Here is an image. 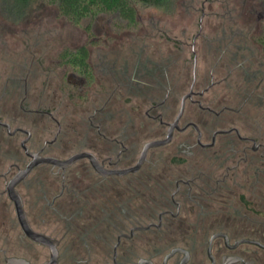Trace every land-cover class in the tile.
Wrapping results in <instances>:
<instances>
[{"label":"flooded vegetation","instance_id":"af4514ba","mask_svg":"<svg viewBox=\"0 0 264 264\" xmlns=\"http://www.w3.org/2000/svg\"><path fill=\"white\" fill-rule=\"evenodd\" d=\"M238 28L224 26L221 38L208 37L199 43L202 37L207 38L200 27L192 43L181 42L160 50L154 59L149 57L147 47L136 46L129 49L127 57L119 54L118 58L104 59L99 74L88 47L92 80L58 59L64 66L62 82L71 70L67 81L73 90L68 93L61 90L62 83L60 90L55 89L56 71L42 68L40 60L30 58L25 49L12 57V65H8L12 76L0 93V121L9 124H0V152L12 160L7 172L0 173L5 188L28 163L23 165L24 155L31 159L24 140L30 151L44 156L67 159L88 151L96 155L105 170L133 166L147 142L167 137L183 97L190 94L170 142L150 148L136 172L101 175L88 158L65 172L51 164L32 171L49 166L51 177L59 178L58 191L49 196L41 189L37 197L43 206L56 210L57 202L71 190L72 173L82 180L88 173L96 175L104 190L128 182L151 165L159 164L163 169L158 173L172 204L152 217L128 213L112 231L105 252L61 250L63 235L59 238V264L63 259L66 264H92L94 256L105 257L101 264H264V247L245 241L236 245L249 238L264 244V231L249 236L239 228L215 225L204 206L211 205L217 193H247V184L255 183L264 170V58L259 57L261 45L249 42L248 31ZM32 50L36 55L37 49ZM24 83L33 84L31 105H26L31 96L24 90ZM71 94L84 109L74 112L71 122L65 118L67 123L63 125L56 113L64 115L68 111L73 104L69 101ZM88 95L96 97L94 103H84ZM46 121L55 122L57 130L53 138L42 140L39 137L47 130V125L42 127ZM37 179L38 187L44 184ZM0 195H7L5 189ZM96 212L87 210L86 215L94 217ZM27 214L32 227L41 231ZM22 236L31 240L23 231ZM75 256H79L76 261Z\"/></svg>","mask_w":264,"mask_h":264},{"label":"rangeland","instance_id":"374dc122","mask_svg":"<svg viewBox=\"0 0 264 264\" xmlns=\"http://www.w3.org/2000/svg\"><path fill=\"white\" fill-rule=\"evenodd\" d=\"M136 7L137 22L129 26L110 12L101 13L93 20L84 19L80 24H75L62 16L57 6L46 0L35 2L31 10L25 13L24 18L11 16L17 22L16 24L15 22L7 23L0 11V93L9 82L8 78L12 76L9 69L12 65V57L17 53L20 54L24 49L25 54L29 53L30 58L40 60L42 68L47 71L48 68L54 69L56 71L55 89L60 90L59 85L62 83L61 90L68 93L73 90V85L67 81L71 70L65 73L62 82L60 75L63 73L64 66L58 63L59 53L66 47L75 48L87 44L91 52V62L96 73L99 74L101 73L99 64L104 59L118 58L119 54L127 57L129 49H134L136 46L147 47L149 57L154 59L160 50L171 49L181 42L192 43L194 36L200 30L201 23L203 35L207 38L202 37L199 43L207 41L208 37L212 40L216 36L221 38L223 35L221 28L224 26L236 29L238 28L236 26H239L238 30L248 31L249 36L257 35L261 31V22L264 19V0H173L162 7L146 6L141 3H137ZM88 23L92 26L91 34L85 28ZM32 49H37L36 55L31 54ZM187 56L193 57L191 53ZM24 75H26L25 71ZM24 85L26 90V83ZM27 90L31 97L26 100V105H31L34 101L32 100L33 84L28 83ZM71 95L69 101L73 104L69 106L68 111H65L64 115L60 112L56 113L63 125L67 123L65 118H69L71 122L75 118H73L74 112L79 113L84 109L81 108L80 102L73 98V94ZM88 97L84 99V103L95 102L96 97L90 98L89 95ZM126 102L129 105L132 103L129 99ZM89 106H86L87 109ZM2 115L0 114V118ZM43 123L42 127L47 125V130L43 131L39 138L42 140L53 138L57 124L47 121ZM30 125L33 126V124ZM30 125L27 124L29 127ZM28 161L29 158L24 155L23 165ZM11 164L12 160L7 159L0 152V173L7 172ZM36 178L40 179V182H47L45 174L35 170L29 179L19 186L30 220L35 228L63 239V226L49 218L42 210L44 206L37 198L40 190L39 184L35 181ZM4 189L5 179L0 178V192ZM5 256L26 257L33 264H42L49 259L50 252L49 248L35 244L22 236L13 202L7 195H0V264H5ZM104 260L105 257L94 256L91 258V263L101 264ZM61 264H66V260L63 259Z\"/></svg>","mask_w":264,"mask_h":264},{"label":"trees","instance_id":"16d2710c","mask_svg":"<svg viewBox=\"0 0 264 264\" xmlns=\"http://www.w3.org/2000/svg\"><path fill=\"white\" fill-rule=\"evenodd\" d=\"M37 1L40 0H0L2 18L7 23L15 22L16 24L17 22L11 16L24 18L25 13L29 12ZM46 1L57 6L60 14L75 24H80L84 19L93 20L101 13L110 12L129 26L137 22V3L162 7L173 0ZM85 28L91 34V23L85 25ZM248 41L261 45L259 57L264 58V19L261 22V31L257 35H248ZM88 59L87 44L75 48L66 47L59 53L61 64L92 80ZM36 170L44 173L47 179L39 190L42 189L43 192L48 193L47 195L52 196L58 191L56 188L58 183L56 178L51 177L50 167L42 166ZM162 170L159 164L151 165L144 168L142 174L132 176L128 182L112 184V186H106L104 190L96 175L88 173L82 180L72 173L71 190L57 202V209L50 208L48 205H44L42 209L49 218L63 226L65 236L62 243L63 250L88 252L90 249L92 253L101 250L105 252L111 243L112 231L120 225V220L127 217L128 213H137L138 217H152L165 205L172 204L161 182L159 173ZM246 187L247 196L238 193H217L215 201H212L211 205L204 206L209 217L215 221V225L230 226L232 230L239 228L241 233L249 236L260 235L264 231V170L255 183L247 184ZM87 210L97 211V216L86 215ZM77 259L79 256L74 257L75 261Z\"/></svg>","mask_w":264,"mask_h":264},{"label":"water","instance_id":"95a60500","mask_svg":"<svg viewBox=\"0 0 264 264\" xmlns=\"http://www.w3.org/2000/svg\"><path fill=\"white\" fill-rule=\"evenodd\" d=\"M206 2V1H204ZM204 2H203V9H204ZM204 15V13H203ZM202 27V23H201ZM26 89H27V83H26ZM190 96V94L185 95L182 99V105L180 108V112L175 120L174 123L170 125V130L165 139H156L153 141L147 142L143 150L141 152V155L137 162L129 167V168H124V169H115V170H105L102 164L98 161L96 155H94L92 152L88 151H82V152H77L72 154L70 157L67 159H60L58 157L54 156H44L40 152H34L30 151L29 148L26 146V141L24 140L23 146L25 149V152L28 156L31 157V159L28 161L26 166L24 168H21L18 170V172L6 183V188L5 192L7 193L9 199L14 203V209L16 213V217L18 219V222L21 226V229L23 233L29 237L32 241L47 246L50 250V258L45 261L43 264H59V259H60V252H59V245H60V240L48 233L38 231L34 229L29 221L27 211L25 209V204L23 197L18 190V185L27 179L32 171L39 165L42 164H51L53 166H57L61 168L64 172L67 170L68 167L72 166L76 162H78L81 159L88 158L91 165L93 166L94 170L101 175H110V174H117V175H125L128 174L129 172H136L138 171L142 164L145 162L148 150L152 147H157L164 145L172 139V133H173V128L177 126V123L180 119V117L183 114L184 108H185V103L187 97ZM1 125L9 126V124L0 121ZM25 132L29 133V131L24 130ZM147 227H139V229H144ZM251 242V243H257L264 247V244L260 243L258 240H253V239H242L236 243V245L240 242ZM5 264H33L29 259L25 257H19V256H8L5 258Z\"/></svg>","mask_w":264,"mask_h":264}]
</instances>
